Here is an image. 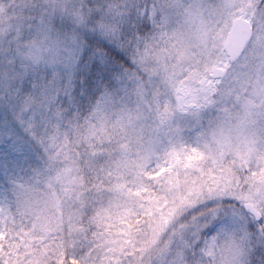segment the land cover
Wrapping results in <instances>:
<instances>
[{
    "label": "snow or ice",
    "instance_id": "snow-or-ice-1",
    "mask_svg": "<svg viewBox=\"0 0 264 264\" xmlns=\"http://www.w3.org/2000/svg\"><path fill=\"white\" fill-rule=\"evenodd\" d=\"M0 11V264H264V0Z\"/></svg>",
    "mask_w": 264,
    "mask_h": 264
},
{
    "label": "rangeland",
    "instance_id": "rangeland-1",
    "mask_svg": "<svg viewBox=\"0 0 264 264\" xmlns=\"http://www.w3.org/2000/svg\"><path fill=\"white\" fill-rule=\"evenodd\" d=\"M1 2L2 3H0V5H3L5 3V0H2ZM0 18H1L0 23L4 22L5 17L3 15V11H0Z\"/></svg>",
    "mask_w": 264,
    "mask_h": 264
},
{
    "label": "trees",
    "instance_id": "trees-1",
    "mask_svg": "<svg viewBox=\"0 0 264 264\" xmlns=\"http://www.w3.org/2000/svg\"><path fill=\"white\" fill-rule=\"evenodd\" d=\"M1 1H2V0H0V3H2ZM3 15H4V14H3ZM0 20H1V18H0ZM4 20H5V19H4Z\"/></svg>",
    "mask_w": 264,
    "mask_h": 264
}]
</instances>
